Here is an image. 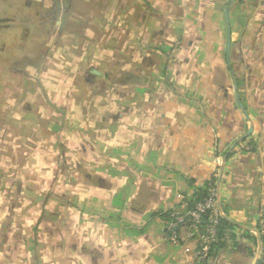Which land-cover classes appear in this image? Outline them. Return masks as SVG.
Returning a JSON list of instances; mask_svg holds the SVG:
<instances>
[{
	"label": "crops",
	"instance_id": "crops-1",
	"mask_svg": "<svg viewBox=\"0 0 264 264\" xmlns=\"http://www.w3.org/2000/svg\"><path fill=\"white\" fill-rule=\"evenodd\" d=\"M0 6L34 10L26 22L44 33L31 44L45 56L38 88L62 95H47L58 123L37 122L32 180L25 116L19 147L6 117L0 125V264H193L195 241L170 239L167 217L190 207L214 172L230 225L210 264L264 262V0ZM248 23L258 48L243 44ZM16 50L25 54L0 49L3 71L18 65L7 62ZM257 75L250 100L245 86Z\"/></svg>",
	"mask_w": 264,
	"mask_h": 264
},
{
	"label": "rangeland",
	"instance_id": "rangeland-1",
	"mask_svg": "<svg viewBox=\"0 0 264 264\" xmlns=\"http://www.w3.org/2000/svg\"><path fill=\"white\" fill-rule=\"evenodd\" d=\"M20 7H13L10 12H4L2 6H0V49L1 48H9L12 49H20L24 50V53L22 56L15 54L18 53L17 50L13 52L15 56L7 57V62H9L12 66H14V63L16 64L18 62L17 66H14L16 68H13L10 72L8 70L3 71L1 64H4L6 61L5 59L0 56V125H2V122L4 120L3 117H6V125H10L9 128V140H13V143H16L14 146L19 147L21 144L19 142V134H17L19 131L17 129L19 120V115L22 113L23 116H25V120L27 121V127L26 130L23 131L24 134L27 135V141H29L30 146L26 149L27 152V158H28V165L24 169V175L25 177L29 178V180H32L34 178L36 173V167L33 166V160L36 156L35 150L30 152L31 149H35L34 146H32V140L35 137V129L37 122L40 121V119H44L43 127L44 129H52V125L58 123L57 118L59 114H54V111L52 109V105L47 98V95L54 94L56 97L62 96L60 95L56 89H53L51 87H47L45 89H39V84L43 86V83L38 82V78L40 76V71L42 67V61L44 60L45 56L40 55L41 51L39 50L40 47H35V45H31L35 43V38H42L44 36V33L42 31V27L39 26L37 23H27V19H32L34 13V10H24V12L19 11ZM4 17H11L12 23L9 27L4 24ZM236 20V19H235ZM20 21L22 24H20ZM37 25L40 27L37 29ZM236 25V23H235ZM236 27V26H235ZM239 27V25H238ZM237 29H240V27ZM258 25L253 24H246V29H240V31L245 30V38L243 41V44H245V47L247 46H255L258 48L260 46V38L259 33L254 36L255 32L258 30ZM237 33L238 31L235 30ZM5 38H7L5 40ZM42 41V40H41ZM41 41H38L39 44ZM242 42L241 40H238ZM240 42L237 44L240 46ZM38 44V45H39ZM237 45V46H238ZM5 46V47H4ZM38 52V55H37ZM40 52V53H39ZM253 54L255 52H252ZM249 58L252 60V66H256V64L260 63V57L257 55L253 57L250 55ZM24 59L28 62L30 67L33 68L31 75L32 78L24 80L23 75L17 70L20 65V61ZM8 64V63H7ZM6 64V65H7ZM238 64V63H237ZM44 77V76H42ZM255 80H252L249 84V86H245L244 95H247L250 100H252V96L254 94H258L260 92V89H258V75L256 76ZM3 79L7 80V87L3 88ZM256 83V85H255ZM23 84L25 89L19 88V85ZM45 92H44V91ZM5 91V93H4ZM47 91V94H46ZM83 94L88 93V91L85 93L84 90ZM58 94H57V93ZM80 95H82V92H80ZM243 95V96H244ZM83 96V95H82ZM45 98V99H44ZM251 107H255V105H249ZM40 109V111H39ZM43 109V110H42ZM5 115V116H4ZM60 117V116H59ZM55 127V126H54ZM25 136V135H24ZM45 139L51 140L52 135L51 132L48 133L44 132ZM22 145L24 149V137L22 134ZM45 145V144H44ZM32 146V148H31ZM44 149L49 148L51 151V144L46 145V147H43ZM39 154V153H38ZM41 154V153H40ZM15 159L17 157L15 156ZM48 174V173H47ZM45 173V175H47Z\"/></svg>",
	"mask_w": 264,
	"mask_h": 264
},
{
	"label": "built area",
	"instance_id": "built-area-1",
	"mask_svg": "<svg viewBox=\"0 0 264 264\" xmlns=\"http://www.w3.org/2000/svg\"><path fill=\"white\" fill-rule=\"evenodd\" d=\"M218 173L214 172L205 184L206 196L194 199L191 207L174 208L167 217L166 229L169 238L177 241H195V258L193 264H210L214 246L218 241V229L223 218L219 204ZM257 264H264L260 261Z\"/></svg>",
	"mask_w": 264,
	"mask_h": 264
},
{
	"label": "trees",
	"instance_id": "trees-1",
	"mask_svg": "<svg viewBox=\"0 0 264 264\" xmlns=\"http://www.w3.org/2000/svg\"><path fill=\"white\" fill-rule=\"evenodd\" d=\"M206 194H207L206 193V188L204 186L202 189H200V190L197 191L194 199L195 200L196 199H202V198H204L206 196ZM193 200H192V202H193ZM192 202L190 203V207L192 205ZM228 225H230L229 221H227L225 218H221L220 224H219V229H218V241H217V243L215 245H213L214 246V252H215V250L218 247H220L221 245H223L224 238H225V232H226L225 230H226V227Z\"/></svg>",
	"mask_w": 264,
	"mask_h": 264
}]
</instances>
